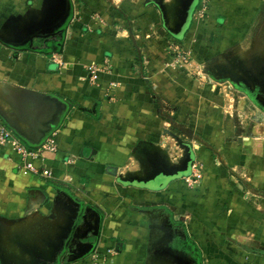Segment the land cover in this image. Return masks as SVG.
I'll return each instance as SVG.
<instances>
[{
    "label": "crops",
    "instance_id": "0c3cea01",
    "mask_svg": "<svg viewBox=\"0 0 264 264\" xmlns=\"http://www.w3.org/2000/svg\"><path fill=\"white\" fill-rule=\"evenodd\" d=\"M82 1L88 8L74 10L62 49L51 57L0 44V124L7 120L38 139L42 128L57 121L45 139L55 136L58 145L34 160L37 173H25L23 159L10 146H0V259L34 264L33 255L39 254L49 257L46 264H189L167 246L182 233L173 222L183 220L206 263L264 264L261 252L246 249L264 246V198L258 195L252 206L236 179L213 165L209 151L197 153L204 164L197 190L181 187L178 175L168 176L172 179L159 189L144 180L146 162L138 145L153 107L148 86L133 67L141 42L118 39L154 28L160 32V0ZM235 1L214 0L211 7L225 17L230 2L242 5V14H254L261 5V0ZM178 8L168 13L169 19L177 17L169 24L171 33L172 26L181 31L191 20V6L182 15ZM116 21L128 22V29ZM104 62L109 73L94 85L88 82L87 67ZM64 101L71 108L62 113ZM235 140L215 145L221 160L244 170L253 189L264 191V128ZM43 168L50 176L41 174ZM80 207L86 212L77 221L87 218L86 226L68 231Z\"/></svg>",
    "mask_w": 264,
    "mask_h": 264
},
{
    "label": "rangeland",
    "instance_id": "374dc122",
    "mask_svg": "<svg viewBox=\"0 0 264 264\" xmlns=\"http://www.w3.org/2000/svg\"><path fill=\"white\" fill-rule=\"evenodd\" d=\"M212 1L195 0L192 4L193 0H160V32L154 28L140 36H119V41L129 38L141 42L133 67L140 79L147 82L149 103L153 107L144 121V140L138 145V153L146 162L143 175L147 180L154 172L151 160L159 161L165 171H172L168 168L173 167L182 169L188 162L191 167L197 160L204 173V164L197 153L206 149L212 155L213 165L236 179L237 188L256 207L258 195L264 198V191L253 189L244 170L223 163L215 145L224 141L236 143L237 137H252L264 128V113L238 90L244 83L264 99V0L254 14H242V5L235 4L234 0L228 4L225 17L216 14L211 7ZM71 3L73 15L76 9L88 8L82 0H71ZM179 6L181 15L184 9L192 7L191 20L181 31L172 26L171 33L169 24L173 25L177 17L169 19L168 13ZM52 10L54 7L49 0H36L35 3L34 0H0V36L8 35L12 18L18 21L19 17L24 25L29 21L26 15L34 14L38 20L43 15L49 16ZM220 17H223L221 22ZM114 23L118 27H129L126 21ZM14 25V28L19 26L17 22ZM187 171L176 176L181 178L183 188H189L184 183ZM171 179L160 175L147 186L159 189L160 184ZM82 210L80 207L78 213L74 212L68 231L82 224L86 226L87 218L77 221V216L85 215L86 211ZM174 230L181 232L179 227ZM88 233H92V229ZM260 247L249 244L246 249L264 256V246ZM59 248L53 247V253ZM38 255H33L37 256L34 264H46L49 260V257ZM0 264L6 263L0 259Z\"/></svg>",
    "mask_w": 264,
    "mask_h": 264
},
{
    "label": "water",
    "instance_id": "95a60500",
    "mask_svg": "<svg viewBox=\"0 0 264 264\" xmlns=\"http://www.w3.org/2000/svg\"><path fill=\"white\" fill-rule=\"evenodd\" d=\"M52 7H54V10L50 11L49 16H42L40 19H35L34 17L29 19L28 22H26L24 25H21L22 23H18L19 26L16 28L15 25L11 26L8 30L7 36H0V42L4 45L12 48H21L26 45L32 46V42L34 38H48V37H54L55 30L59 28L60 26L64 25L66 20L68 19L70 8L68 5L67 0H49ZM240 90L245 91L253 102L254 106H256L258 109H260L264 113V99L256 93V90H251L248 85L242 84V87H239ZM63 104L67 106L66 110L62 111L66 112L68 109L71 108V103L68 101H64ZM63 107V106H62ZM61 113V114H62ZM0 117L4 119V115L0 112ZM61 118V115H60ZM57 121L53 122V124H49L46 126V128H42L40 131V135L38 139H32L30 138L25 132L21 131L18 127L15 125H12L10 122L5 120V124L9 129H11L18 137H20L23 141H25L28 145L33 147L34 149H39V147L45 142V137L48 132L51 131V128L53 125H55ZM187 168V164L184 166V168H168L169 170L182 172L185 171ZM160 172H163L167 174L170 171H165V169H160ZM152 177L148 178L151 179ZM55 245V244H54Z\"/></svg>",
    "mask_w": 264,
    "mask_h": 264
},
{
    "label": "built area",
    "instance_id": "2783aa9c",
    "mask_svg": "<svg viewBox=\"0 0 264 264\" xmlns=\"http://www.w3.org/2000/svg\"><path fill=\"white\" fill-rule=\"evenodd\" d=\"M110 66L108 63H92L87 67L88 82L96 84L99 81L100 75L103 73H109ZM114 86V84L112 85ZM10 146L12 150L18 154L24 161L25 173H37L38 170L34 167V160L41 156L44 152L53 153L58 149V145L55 136L48 137L45 142L39 147L34 149L32 147L25 146L13 133L4 125L0 124V146ZM41 174L45 177L50 176L48 169L43 168ZM203 177V168L199 161L195 160L191 167L190 173L184 177V183L192 189H197ZM98 259V254L94 255Z\"/></svg>",
    "mask_w": 264,
    "mask_h": 264
},
{
    "label": "trees",
    "instance_id": "16d2710c",
    "mask_svg": "<svg viewBox=\"0 0 264 264\" xmlns=\"http://www.w3.org/2000/svg\"><path fill=\"white\" fill-rule=\"evenodd\" d=\"M69 8H70V13L68 16V19L66 20V22L64 23V25L60 26L59 28H57L55 30V35L54 37H48L46 38H42V37H38L40 40H43V42H39L40 44H36L34 45L32 42V46H24L21 48H12L14 49L16 52L21 50H28V51H35L41 54H45L46 56H52L51 52L52 51H61L62 49V45H63V40L65 37V32H66V28L67 25L69 24L70 20H72V16H73V8H72V3L71 0H67ZM37 41H35L34 43H36ZM146 85L147 82L145 81ZM148 86V85H147ZM99 108V104L97 103L96 105V110H98ZM92 117L94 118V120H98V114L96 115H92ZM5 126V124H4ZM20 138V137H19ZM33 148V147H32ZM190 169V163H187V168L186 170ZM183 172V171H182ZM182 172H176V171H170V173L165 174L163 172H160V175H165V176H174V175H179ZM158 173L155 174L151 179H149V181L152 180H156L158 176H160ZM154 180V181H155ZM120 182L122 183H126L127 181H123L120 180ZM163 208V207H160ZM173 226L179 227L181 229V234H174L173 235V240L171 242L168 243V248L171 247L172 251L176 254H178L182 259L186 260L189 262V264H204L205 260L202 256L201 250L199 249V247L196 245V243L194 242V240L188 235L185 226L183 224V220H177L173 222Z\"/></svg>",
    "mask_w": 264,
    "mask_h": 264
},
{
    "label": "flooded vegetation",
    "instance_id": "af4514ba",
    "mask_svg": "<svg viewBox=\"0 0 264 264\" xmlns=\"http://www.w3.org/2000/svg\"><path fill=\"white\" fill-rule=\"evenodd\" d=\"M16 21H13V20H10V23L8 24V28H10L11 26H14V23H15ZM35 41H39V42H43V40H40L39 38H34L33 39V44L35 45ZM238 90L239 91H241L242 93H243V95L244 96H248L247 94H246V92L245 91H242V90H240V88H238ZM150 163L152 164V166H153V169H154V172L152 173V175L150 176V177H153L155 174H159L160 175V169H162L163 167L162 166H159V164H160V162L159 161H150ZM162 165V164H161ZM149 177V178H150Z\"/></svg>",
    "mask_w": 264,
    "mask_h": 264
}]
</instances>
